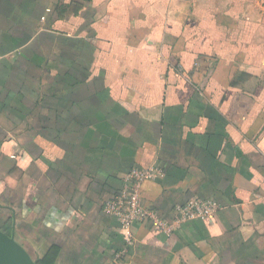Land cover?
<instances>
[{
	"label": "crops",
	"instance_id": "0c3cea01",
	"mask_svg": "<svg viewBox=\"0 0 264 264\" xmlns=\"http://www.w3.org/2000/svg\"><path fill=\"white\" fill-rule=\"evenodd\" d=\"M5 225L34 264H264V0H0Z\"/></svg>",
	"mask_w": 264,
	"mask_h": 264
},
{
	"label": "built area",
	"instance_id": "2783aa9c",
	"mask_svg": "<svg viewBox=\"0 0 264 264\" xmlns=\"http://www.w3.org/2000/svg\"><path fill=\"white\" fill-rule=\"evenodd\" d=\"M148 176L149 174L145 171H132L126 178V184L120 193L106 201L103 206L105 211L118 218L121 226L126 230L127 242L133 240L131 226L152 217L150 210L143 205L139 194V185ZM133 177L134 179H132ZM217 207L218 205L213 199H191L175 208L179 220L187 221L194 218L205 219L211 216ZM158 225L163 227L164 224L158 223Z\"/></svg>",
	"mask_w": 264,
	"mask_h": 264
},
{
	"label": "water",
	"instance_id": "95a60500",
	"mask_svg": "<svg viewBox=\"0 0 264 264\" xmlns=\"http://www.w3.org/2000/svg\"><path fill=\"white\" fill-rule=\"evenodd\" d=\"M0 264H34L29 256L13 240L12 236L0 229Z\"/></svg>",
	"mask_w": 264,
	"mask_h": 264
},
{
	"label": "trees",
	"instance_id": "16d2710c",
	"mask_svg": "<svg viewBox=\"0 0 264 264\" xmlns=\"http://www.w3.org/2000/svg\"><path fill=\"white\" fill-rule=\"evenodd\" d=\"M2 230L4 232H6L7 234H9L10 227L7 226V225H5V226H3ZM54 257H55V250L52 251V252H50V255H47V258L46 259H43L42 260V264H51L52 261H53V259H54Z\"/></svg>",
	"mask_w": 264,
	"mask_h": 264
},
{
	"label": "rangeland",
	"instance_id": "374dc122",
	"mask_svg": "<svg viewBox=\"0 0 264 264\" xmlns=\"http://www.w3.org/2000/svg\"><path fill=\"white\" fill-rule=\"evenodd\" d=\"M2 260H4V259L3 258H0V263H1Z\"/></svg>",
	"mask_w": 264,
	"mask_h": 264
}]
</instances>
